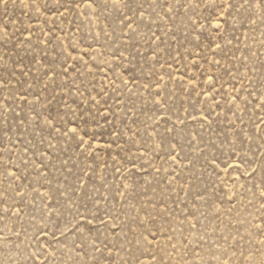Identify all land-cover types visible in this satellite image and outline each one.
<instances>
[{
	"label": "rangeland",
	"instance_id": "374dc122",
	"mask_svg": "<svg viewBox=\"0 0 264 264\" xmlns=\"http://www.w3.org/2000/svg\"><path fill=\"white\" fill-rule=\"evenodd\" d=\"M264 0H0V264H264Z\"/></svg>",
	"mask_w": 264,
	"mask_h": 264
},
{
	"label": "snow or ice",
	"instance_id": "6c2138e0",
	"mask_svg": "<svg viewBox=\"0 0 264 264\" xmlns=\"http://www.w3.org/2000/svg\"><path fill=\"white\" fill-rule=\"evenodd\" d=\"M113 4L116 3V0H112ZM7 3V0H5V4ZM262 195H264V192L261 193Z\"/></svg>",
	"mask_w": 264,
	"mask_h": 264
}]
</instances>
